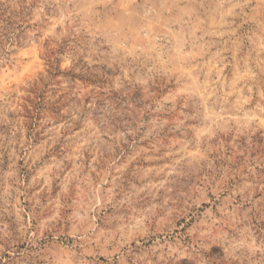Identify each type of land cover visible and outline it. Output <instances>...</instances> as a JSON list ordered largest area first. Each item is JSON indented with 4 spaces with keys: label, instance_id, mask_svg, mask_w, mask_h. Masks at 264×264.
<instances>
[{
    "label": "rangeland",
    "instance_id": "1",
    "mask_svg": "<svg viewBox=\"0 0 264 264\" xmlns=\"http://www.w3.org/2000/svg\"><path fill=\"white\" fill-rule=\"evenodd\" d=\"M0 264H264V0H0Z\"/></svg>",
    "mask_w": 264,
    "mask_h": 264
}]
</instances>
